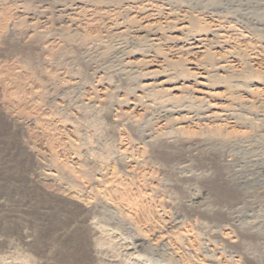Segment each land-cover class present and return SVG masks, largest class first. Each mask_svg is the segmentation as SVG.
<instances>
[{"label": "bare ground", "instance_id": "6f19581e", "mask_svg": "<svg viewBox=\"0 0 264 264\" xmlns=\"http://www.w3.org/2000/svg\"><path fill=\"white\" fill-rule=\"evenodd\" d=\"M224 1L226 0H66L60 4V9L62 10H58L62 12L63 23L60 22L61 27L59 24L60 28L58 30L61 39L59 42L57 41V44L53 43L56 47L55 45L52 47L62 51L65 47L64 45L68 44L82 51L87 61L90 60L91 62L92 60L97 64L108 60L112 54L122 53L123 63L120 62L122 64V67H120L123 69L125 75L126 73H136L138 75L136 78H140L141 82H138V87L137 89L135 88L137 92L136 96H134L133 91L134 99L124 100L127 96H123V104L129 110H124L126 111V117L124 118L126 124H123L124 121L120 123L124 126L136 128L142 122H145L149 137L146 142L141 144L130 143V141H128L129 143H125V140L122 143V139L120 138L122 143H120L122 145L121 149L113 151L112 147L111 149L107 148V151H104L106 153L100 155L91 148L84 147V135L82 136L84 132L81 129L73 125L72 122L67 123V121L59 119V121H63L62 127L61 124L60 127L63 128L64 133H62L66 136L65 144L67 147L65 144L64 147L68 151L65 150V152H70V156L68 154L66 156L63 153L65 148L61 149L58 145L59 141H57V144L54 140L56 137L54 136L55 138H53L52 136L55 130L51 132L52 130L50 131L48 128L50 126H47L49 121H55V117H50L52 115L49 116L50 118L46 117L45 113H43L46 109L43 112L40 111L41 106L39 104V110L29 108L31 107L30 105L25 106L23 103L21 104L11 94L13 90H9L8 94L5 93L6 91L3 93L0 101H2L4 108H6L10 123L13 124L14 128L17 127L21 131L23 138L25 137L22 145L24 151H22L26 157L25 164L28 171L25 172L28 183L32 184L31 188H38L42 193L48 194L52 192L62 196V246L64 243L63 238L68 236V234H73L76 240L79 241L82 237L79 235L83 233L86 244L89 246L88 255L94 260L95 264H122L123 262L121 261L126 257L129 260L131 259V261L132 258L140 260L142 257L141 251L143 250L160 252L171 263L176 264H239L240 258L238 260L235 257H233L234 259L224 257L222 255L223 252L221 253L219 252L220 250L218 251L215 248V244V246L212 243H208L207 246L205 244L206 247L204 249H202L203 243L201 244L202 241H208L210 237H215L217 240L219 239L226 244L235 246L238 244L237 235L236 237L233 236L228 227H221L218 231L210 229V231L205 233L206 236L203 233V237L198 231L199 234L196 233V230L194 232L182 218L176 217V214L173 213L176 218L172 217V212L168 214L165 209L166 204H162V198H165L164 195L167 194L162 192V184H164L165 188H167L168 184L155 182L156 175L153 176V172L145 166L149 162V158L151 159V156H153V160L155 157L156 159L171 162V158L174 159V155L177 153L176 151L186 146L184 142V146L181 142L184 139L187 141L192 135H197L196 137L200 138V144L196 143L198 147L205 145L207 147L214 146L215 149H218L216 148L217 146L225 147L228 144H239L245 150V152L241 153V156L246 155L242 158L246 162L260 161L264 157V155L262 157V153H264V66L262 67L258 63L259 59L257 61L255 55L256 50L252 52L254 49L252 50V47L250 48L248 45L250 43H248V40H250L249 31H246L238 24L240 18H238L237 12L239 10L237 12L229 11ZM89 9H99L104 12L114 10L116 12H113V14L115 13V21L111 18L113 14L109 16L111 19L107 20L108 23H110V20H113V24H115L114 28L116 26L118 27L117 30L120 28L118 32L112 31L113 26L110 24L112 26L110 29L108 24L109 29H104L102 33L99 32L101 35H93L94 37L86 35L88 34V28L86 30L85 25L86 21L88 22L90 19L86 16L88 13L85 11H92ZM25 15L26 17L29 16ZM18 17H20L19 14ZM18 17H11L10 15V18H5V21L2 20L4 22V34H19L22 19ZM21 17L25 18L22 15ZM260 23L261 28L255 27L260 31V34H257L260 38L256 36L255 39L261 42L258 43L261 44V53L264 56V23ZM23 29L25 30V28H22V31ZM30 30L33 33H39V30L34 25L31 26ZM29 39H32L31 33ZM32 42L35 43L33 39ZM89 43L94 44V47H87ZM51 53L54 54L53 52ZM43 60V62H46L48 59L45 58ZM47 65H42V68L43 66L47 68ZM18 67H20L19 64ZM16 71L19 70L17 69ZM32 71H34L33 68ZM19 72L18 74L21 75ZM15 73L17 75V72ZM36 75L34 74V78L31 77L30 80L34 79V81L38 82ZM56 75L51 78L48 77L52 87L62 89L68 85L77 86L82 83L79 81L80 78L76 77V74L69 75L70 77H67V82L61 81ZM82 76L85 77L84 75ZM2 78L0 76V83L5 81L3 80L5 76ZM19 81L21 82L22 79L20 78ZM23 83L21 82L22 85H25ZM32 83L31 86H33ZM21 84L20 86H22ZM38 85H41V82ZM3 86V90H6L7 84L5 89ZM39 87L42 88L41 86ZM109 87L105 86L102 89L98 87L101 90L97 89L93 91L92 95L87 93L88 96L83 93V91H87V88H85L82 94L80 93L77 97V103H80V107H92L97 112H103L108 108L107 113L113 116L112 121L117 122L118 111L122 108L123 104L121 103L122 106L118 110L116 106L119 105L122 95L116 99V101L118 100L117 103L115 101V103L112 102L115 100V97H111V91L107 89ZM33 89L36 88L34 87ZM33 89H31V92ZM118 91L117 89L116 92L118 93ZM110 98H113L111 99L112 101L110 100L111 102L109 101ZM70 106L73 107L72 105ZM75 106L77 107V105ZM150 106H157L160 109L157 112L158 114H154L151 119L149 118L154 112L151 115L149 114L150 116H147V110L150 109ZM47 112L49 113V111ZM76 113L74 112L73 115ZM145 115L149 118L146 121H142ZM67 117L63 118L68 120ZM69 118L71 120L72 116H69ZM75 118L77 117L75 116L72 119ZM141 126L144 125L142 124ZM59 130L60 132L62 131V129ZM64 141L62 139V142ZM91 146L94 147V145ZM194 147L196 149V145ZM230 160L228 161L227 159L225 164H230L232 161ZM119 164L122 170H118L117 165ZM258 164L259 172L264 173V163L260 165L258 162ZM177 167L181 170L179 172L182 173V178L188 180L191 177V180H193V173L189 168L188 162L187 164H183V161H179ZM153 168L152 170H154ZM248 180L251 181L250 178ZM47 184L51 185L48 186ZM201 191L192 196L190 195V199H188L193 202L191 204L199 203L207 207L209 205L206 201L207 194L200 193ZM161 192L164 193L162 194L164 196L162 198ZM167 210L169 209L167 208ZM256 224L258 225L250 226V230L253 232V229L255 231L259 229L264 233V224ZM122 226L134 232L131 241H128L124 237L122 229H120V227L123 228ZM262 235L264 236V234ZM72 244L71 246H73ZM114 244H118L117 247L119 246L120 250H117ZM262 249L264 251V247ZM202 250H206L207 253H203L202 255ZM244 250L248 256L253 257L256 261L258 259L259 264H264V254L262 252L260 255L257 254L260 256L258 257L255 254L256 252H250L246 247H244ZM259 251L257 252L260 253ZM71 253L69 252L68 254L71 255ZM72 255H74V252ZM26 259V257L19 255L16 256V261H14L15 259L13 260V257L11 261H14L15 264H29L30 262L28 263V261L30 259H27L28 261ZM68 264L70 263L68 262Z\"/></svg>", "mask_w": 264, "mask_h": 264}, {"label": "rangeland", "instance_id": "374dc122", "mask_svg": "<svg viewBox=\"0 0 264 264\" xmlns=\"http://www.w3.org/2000/svg\"><path fill=\"white\" fill-rule=\"evenodd\" d=\"M64 1L66 0H22V1L21 0H0V34H1L0 35V72L2 73V74L0 73V76H2L3 78L5 76V79L2 78L5 81H2V83H0V97H2L5 91H6L5 93H7L9 92V90L10 91L13 90V92L15 91V93L11 92V94L14 95L13 97L16 98V100L20 101L21 104L23 103V105L25 106L30 105L31 107L29 108H35L38 110L40 109V106H41L42 110L40 109V111L43 112L45 109L49 111L48 113L45 110L43 112L45 113L44 115L46 117L48 116V118L55 117L54 118L55 121L50 122L48 120L49 122L47 123V126H50L48 128L50 131L52 130L51 132L55 130L52 133L53 134L52 136L53 138L56 137L54 139L56 142L59 141V144L58 142L57 144L61 147V149L65 148L64 151L63 150L62 151L64 155L66 156H68L70 152H67V153L65 152V150L67 149L66 148L67 145L65 144L66 136L63 134L64 133L63 128H61L63 121L65 122L67 121V123L72 122L73 125H76L79 129H81L84 132L82 133V136L84 135L83 140L86 143V144L84 143V147L86 146L87 148H91L93 151L99 153L100 155L101 154L104 155L106 153L104 151H107L106 150L107 148L111 149V147L113 151H118L119 149L122 148L121 144L123 143L124 140H125L124 141L125 143H129L128 141H130V143L134 142L137 144L146 142V140L149 139V137H148L147 129L144 124L145 122H142L144 126H141L142 125L141 124L136 128L134 127L132 128L131 126H127V125L124 126L126 124L125 123L126 120H124V118L126 117L125 112L128 111L129 108L127 109V106L123 104L124 103L122 100L123 96L124 97L127 96L126 98H124V100H128L130 98L131 100L134 99L135 98L134 96H136V93H137L136 89L138 87V82L140 83L141 80L138 77L136 78V76H138L136 75V73H132V74L126 73L125 75L123 69L121 68L122 67L121 63H123V58H122L123 54L120 52L116 53V55L112 54L108 58V60H105L106 62L102 61L97 64L93 62L92 60L91 62L90 60L87 61L84 58V54L82 51H80L79 49H76L75 47L73 48L69 46L68 44L64 45L65 47L63 48L62 51L54 49L56 47L55 44H57L61 39L58 29L61 27V23H63L62 22V12H60L62 10L60 9L61 7L60 4H62ZM67 1H71V0H67ZM224 2L226 3L227 6L226 5L225 6L227 7L229 11L237 12L239 10L237 13H238V18H240L241 20L240 19H239L240 21L238 20V24L241 25L246 31H249V35L251 36V38L254 39V40L251 39L249 36L250 40H248V43L250 42L252 45L250 43L248 45L250 48L252 47L251 48L252 50L254 49L252 52L256 50L255 55L257 57V61L259 59L258 63H260V65L263 67L264 66V56L261 53V44H259L261 42H259V40H256L255 37L258 36L257 34H260V31H258V28H261L260 22L264 23V21H262L264 20V0H247V1L246 0H229V1L226 0ZM17 5L18 6L21 5L20 6L21 8L18 7ZM16 7L17 9H15ZM15 10L17 11L15 12ZM87 10L85 12H87L89 15L86 14L85 12L84 13L86 14L87 17H89L88 19H90L91 21L90 20L88 22L86 21V25H85L86 30L88 28L87 30L88 34L86 35L99 36L101 35L99 34V32L102 33L104 29L108 28V24H109L110 29L113 26L111 30L112 31L114 30V32H118V30L120 29L119 28L117 30L118 28L117 26L114 28L115 24H113V20L115 21L114 14L116 13L114 10H107L109 13L112 11L110 14L105 11L107 13L106 14L102 10L101 12L99 9H95V10L89 9L92 11H87ZM113 12L115 13L113 14ZM97 13L98 14L100 13V14L98 15ZM18 14L20 15V17H18ZM25 14L29 16L26 17ZM10 15L11 17L21 18L22 19L21 20L22 22L21 31H22V28H25V30L23 29L22 32L19 31V34L17 35L4 34L5 33L4 32L5 30H3L4 22L2 20L5 21L7 18H10ZM21 15L25 16V18L21 17ZM110 15L113 20H110V23H108V20L111 19L109 17ZM104 20L105 22H103ZM31 22L34 24H32ZM59 24H60V27H59ZM33 25L34 27H37V29L39 30L38 31L39 33L34 32L36 33L34 34L32 30L29 31V29ZM255 27H258V28H255ZM30 33H31V38L33 39V41H35V43L32 42V39H29ZM258 37L257 39L260 38ZM251 40H253L252 41L253 43L251 42ZM53 43H55L54 48L52 47L54 46ZM39 44L41 48L40 46H38ZM45 44H49V45H45ZM258 45H259V48H258ZM46 46L48 47L47 50H46L47 48ZM87 47L93 48L94 44L89 43L87 44ZM57 51H60V52H57ZM45 52L46 53L48 52L49 54L48 53L46 54ZM51 52H53L54 54H52ZM42 58L43 59L47 58L48 60H46V62H43L44 60ZM23 63L26 69L23 67ZM18 64L20 67H18ZM41 64L42 65L48 64L47 68L46 66H43L42 68ZM32 68L34 71H32ZM17 69L20 72L16 71ZM48 69L50 72L48 71ZM77 69H78V72H77ZM15 72H17V75ZM18 72L21 75H19ZM24 74H26V76H24ZM34 74H37L36 77L38 78L37 79L38 82L36 80L34 81V79L30 80V78L33 77ZM72 74L74 75L76 74V77H78V79L82 78L81 80L79 79V81H81L84 84L82 85V83H80L77 86L68 85L66 88L64 87L66 89L65 90L64 88L60 89L58 87H52L49 83L50 82L49 78L54 77L55 75L58 78H60L61 81L67 82L68 78L70 77L69 75H72ZM82 75H84L85 77H83ZM15 76H17L19 80L21 78L22 79L21 82L23 83L24 81L23 84L25 85H22L21 82L17 80L18 78L17 77L15 78ZM39 77L41 78V80ZM45 79H48V80H45ZM31 81L34 83H32ZM3 82H6V83H3ZM35 82L37 83L35 84ZM40 82H41V85H38L40 84ZM101 82H104V83H101ZM31 83L33 86L35 85L34 87L36 89H33L34 87L31 86ZM2 84L5 86L7 84L8 90L7 88L6 90H3ZM20 84L22 86H20ZM29 84L31 87L29 86ZM104 84L105 86H108V87L110 85V87L107 89H110L111 97L113 96L115 97V98L113 97L115 100L112 101L111 99L113 98H110L109 101L111 100L112 102L115 101L117 103L118 100L116 101V99L120 98V95H122L120 98L122 101L120 100L119 105L116 106L118 110L123 104L122 108L118 111L119 115L117 119L119 122L117 120H116L117 122L112 121L113 116L107 113L108 108L105 109V111L103 112L102 111L97 112L92 107L91 108L87 106L80 107V103H77V97L80 95V93L82 94V91L85 88H87V91L89 92L83 91V93L88 96L89 93L91 94L93 93V91H96L98 87L101 89L105 88V86H103ZM96 85H99V86H96ZM5 86H3L4 89H5ZM39 86H41L42 88H40ZM48 86L51 88H49ZM29 87L33 89L34 91L32 90L31 92V89ZM116 88L119 90L118 93L116 92L117 90ZM40 89H41V92H40ZM101 89H98V90H101ZM113 89H116V90H113ZM133 91H134V96H133ZM36 104L37 106H35ZM38 104L40 106H38ZM70 105H72L73 107H71ZM75 105H77V107ZM156 107L157 106H154V107L150 106L149 107L150 109L147 110L148 115L147 114L146 115L150 116L154 112L153 115H151L150 118L147 117L146 115L143 116L144 119L142 121H146L148 120V118L149 119L153 118L154 114L157 115L158 114L157 112H159L160 109L159 107L157 108ZM5 109L6 108H4L2 101H0V264H5V263L15 264L14 261H16V256H19V255L20 256L22 255L26 257L27 259H30L29 261L26 259L28 263L30 262L29 264H68V262L70 264H74L75 262H76L75 264H95L94 260L88 255L89 246L86 244L85 236L83 235V233L79 235L80 237L82 236L81 239L79 240L80 242L76 240L73 234L71 233L68 234V236L63 238L64 243L62 246V230H61L62 229L61 227L62 226V223H61L62 222V213H61L62 212V196H60L59 194H54L52 192H51L52 194L42 193L40 192L41 191L40 189H39L40 191L38 190V188H34V187L31 188L32 184H30V182L28 183V180H27L28 178H27L26 172L28 170L26 169V166H27L25 164L26 157L24 155L25 154L23 152L24 148L22 146L24 142L23 140L25 137L23 138L21 131H19L17 127H15L16 128L15 130L13 124L10 123L9 117ZM61 111H64V112H61ZM74 112L75 113L77 112V113L73 115ZM68 113H70L71 115ZM69 116L70 117L72 116V118L76 116L77 118L75 119L71 118L72 120L71 121ZM63 117H67L68 120H66V118H63ZM59 119L63 121L61 122V120L59 121ZM123 121H124L123 123L124 125L121 124ZM56 122H58V124H56ZM60 124H61V127H60ZM83 124L86 127H84ZM122 126L124 127L122 128ZM117 127L118 129H116ZM59 129H62V131L60 132ZM116 132H119V133H116ZM119 134L121 135L119 136ZM122 135H123V138H122ZM130 136L132 139L130 138ZM192 136H190L191 138L189 137L190 139L188 138L189 140L187 139V141H185L184 139V141L181 142L183 146H184V143L186 146H184L185 148L183 147L182 149L180 148L178 151H176L177 153H175L174 159L171 158V162L168 160L166 161L162 159H156L155 157L153 160L152 159L153 156H151V159L149 158L148 160L149 162L147 161L148 163L145 165L153 172V176L156 175L155 182L158 181L157 183H160V184L161 183L168 184L166 186L168 189L165 188L164 184H162L163 191L162 190L161 191L165 192V194L167 193L166 195H164L165 198H162L164 197L162 196V194L164 193L161 192L160 194L162 198V204L163 205L166 204L165 205L166 208L165 207L164 208L166 209L168 214L172 212L171 213L172 217L176 216V217L182 218L185 221V223L190 228H192V230H194V232L196 230V233L198 232L201 233L203 237L205 233L210 231V229L211 230L214 229V231L216 230L218 231L219 229H221V227L223 228L228 227V229L231 231V234L233 236L236 237L237 235L236 239H237L238 244H236L235 246L233 245L231 246L229 244H226L225 242L220 241L219 239L217 240V238L215 237L214 238L212 237L213 239L210 237L209 238L210 241L208 240L209 242L207 240H205L204 242L203 241L201 242V244L203 243L202 244L203 247L201 245L202 249H204L208 243L210 244L212 243L213 245L214 244L216 245L214 246L215 248L218 249V251L220 250L219 252L224 253V254L222 253L224 257L226 258L229 257L231 259H234L233 257H235L238 260L240 258L238 262L239 264H259L258 259L256 261L253 257H250L246 254L244 247H246V249H249L250 252H253V253L256 252L255 253L256 255L257 254L260 255L262 253L264 254V251H262L263 250L262 248L264 247V236L262 235L264 234L262 233L263 231L261 232V230L256 229L257 231L256 233L254 229H253V232L252 230H250L252 226L258 225L256 223L264 224V198H263L264 196V173L259 172V164H258V162L260 163V165L264 163V157H263L264 153H262L263 158L261 157L263 160L260 158L261 159L260 161L258 160V161H255L256 163L255 162L250 163L242 159L246 155L243 154L244 156L243 157L241 156V153L245 152V150L243 149V146L241 147L239 146V144L238 145L228 144V145H225V147L217 146L216 148L218 149H215L214 146L207 147L205 145H200L198 147V145L200 144L199 143L200 138L196 137L197 135H192ZM21 139H22V142H21ZM62 139L65 141L62 142ZM120 140L122 141V143ZM64 144L66 147H64ZM87 144H90V145H87ZM194 144L196 145V149L194 147L195 146ZM91 145H94V147ZM188 146L189 147L191 146V147L189 148ZM113 148L114 149L116 148V149L114 150ZM230 158L232 161L230 160ZM227 159L228 161L229 160L231 161L230 164H225V161ZM179 161H183V164H187L188 162L189 168L192 170V173H193V177H192L193 180H191V177L188 180L181 177L182 175V173H180L181 170L178 167L176 168L177 163ZM117 166L116 167L119 168L118 170H122L121 169L122 167L120 168L121 166L120 164ZM152 167H154L153 168L154 170H152ZM240 178H241V181H240ZM242 178L247 179V180H244V179L242 180ZM249 178L251 179V181L248 180ZM50 185L51 184H49L48 186ZM164 188L167 190H165ZM37 190H38V194L36 193ZM201 190L202 191L204 190V192H202ZM199 191H201L200 193L207 194L206 201L209 204V205L207 204L208 206L206 205L207 207H205L204 205H200L199 203L191 204L193 202L189 200L190 195L192 196L195 193H199ZM37 197H39L40 199ZM167 208L169 210H167ZM58 210L60 211V213ZM173 213L176 215L174 216ZM126 228L127 227L125 226L123 228L120 227V229H122L121 231L124 237H126L128 241H131L133 239L134 232H132L131 229H128V228L126 229ZM60 230H61V233H60ZM72 237L74 241L72 240ZM75 241L76 243H74ZM72 243H74L75 245ZM71 244L74 247L71 246ZM64 245L66 246L64 247ZM117 245L118 244L115 245V248L117 247ZM69 248L71 249L74 248V249L71 250ZM116 249L120 250V247L118 246ZM258 250H260L259 251L260 253L257 252ZM66 251L68 253L72 252L71 255L68 254ZM73 252H74V255H72ZM201 252H202V255L203 253L204 254L207 253L206 250L205 251L202 250ZM76 254L77 255L79 254V255L77 256ZM141 255L142 257L140 260H134L132 258V261H131V259L129 260L126 257L127 259L125 258L121 262H123L122 264H176V263H171L162 253L157 252V251L143 250L141 251ZM11 256L13 257V260L15 259L14 261H11L12 260ZM69 256L71 257L69 258ZM127 260H129V262H127Z\"/></svg>", "mask_w": 264, "mask_h": 264}]
</instances>
